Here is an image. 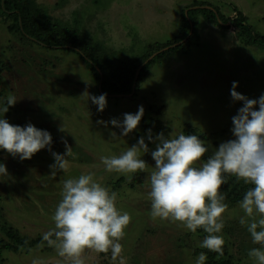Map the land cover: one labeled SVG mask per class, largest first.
I'll use <instances>...</instances> for the list:
<instances>
[{
    "label": "rangeland",
    "instance_id": "rangeland-1",
    "mask_svg": "<svg viewBox=\"0 0 264 264\" xmlns=\"http://www.w3.org/2000/svg\"><path fill=\"white\" fill-rule=\"evenodd\" d=\"M54 19L77 30L102 48L109 57L137 72L140 80L128 97H106L107 106L98 112L90 95H100L99 82L87 64L71 52L48 50L18 33L8 30L0 17V104L11 94L17 102L4 114L12 125L33 124L52 136L51 151L65 153L71 148L69 170L50 176L54 162L45 148L31 159L13 158L0 150V231L6 226L23 238L35 240L53 225L51 216L61 199L62 182L82 173L93 172L94 179L117 193L116 206L131 220L120 241L126 264H194L206 249L198 247L206 233L195 234L174 223L153 221L149 216V177L155 166L151 150L155 144L146 138L163 133L195 134L209 151L233 139L231 118L243 106L230 96L236 91L257 99L264 93V47L246 45L240 30L230 24L219 28L198 18L197 37L184 43L174 54L159 57L167 45L174 47L180 36L182 14L188 8L207 4L218 8L227 19L237 12L247 17L254 31L264 35V0H36ZM144 114L137 129L120 136V129L97 121L123 119L124 113ZM258 110V105L256 106ZM2 115V114H0ZM115 132L118 139L112 137ZM145 136L150 151L141 153L146 171L132 175L108 173L100 157L119 155ZM238 204L228 205L223 214L224 255L219 261L253 264L251 241L246 227L239 224ZM209 254H215L207 252ZM216 255V254H215ZM109 254L84 253L85 264H111ZM67 264L47 244L30 250L0 253V264ZM208 261V258H207ZM206 261V262H207Z\"/></svg>",
    "mask_w": 264,
    "mask_h": 264
},
{
    "label": "clouds",
    "instance_id": "clouds-1",
    "mask_svg": "<svg viewBox=\"0 0 264 264\" xmlns=\"http://www.w3.org/2000/svg\"><path fill=\"white\" fill-rule=\"evenodd\" d=\"M237 87L238 82L233 81L230 96L233 101L243 103L231 118L234 138L220 143L206 159L209 147L195 134L171 133L165 137L162 132L153 136L151 129L147 130V140L155 144L151 150L155 166L147 193L149 216L153 221L174 223L193 234L202 230L206 235L198 247L217 257L223 256V214L228 205L224 203L221 186L229 176L234 177L249 186L238 201L241 211L238 222L246 227L252 243L258 247L249 249L247 256L253 264H264V93L250 99L237 92ZM83 94L87 95V102L91 100L96 105L98 112L104 111L106 93ZM16 102L9 94L0 104V150L23 161L47 148L54 160L49 165L50 176L55 177L57 171L66 174L71 148L65 144V153L51 151L49 131L38 129L30 122L23 127L10 124L4 114ZM143 114L141 105L134 114L124 113L122 120L112 118L97 123L119 128L123 137L137 129ZM111 135L118 139L115 132ZM149 151L145 136H141L119 155H102L100 162L106 172L125 175L130 180L132 175L146 171L147 164L141 153ZM0 174H8L4 163H0ZM94 175L89 171L63 180L61 199L51 216L53 226L41 239L67 264H85L86 250L98 255L110 253L111 264H126L120 241L130 223V214L117 208V193L99 183ZM207 252L201 251L194 264H206ZM31 264H42V261L33 258Z\"/></svg>",
    "mask_w": 264,
    "mask_h": 264
},
{
    "label": "trees",
    "instance_id": "trees-1",
    "mask_svg": "<svg viewBox=\"0 0 264 264\" xmlns=\"http://www.w3.org/2000/svg\"><path fill=\"white\" fill-rule=\"evenodd\" d=\"M0 17L8 22L9 32L21 34L48 50L67 51L79 57L94 74L99 82L100 93H106V97H128L133 94L140 80L137 72L128 68L123 62L109 57L101 47L77 30L67 28L62 22L54 19L37 4L36 0H0ZM199 17L223 29H227L230 24L240 30L246 45L264 47V35L256 33L242 13L237 12L236 18L231 20L225 18L218 8L201 3L183 12L179 38L174 47L168 44L167 50L162 51L159 57L176 53L184 48L185 42L196 38ZM1 70L0 62V85ZM248 187L242 181L238 182L234 177L229 176L227 183L221 186V191L225 194L224 203L238 204ZM43 244L47 243L41 238L28 240L13 229L1 227L0 253L30 250ZM206 264H229V262L219 261L215 254H209Z\"/></svg>",
    "mask_w": 264,
    "mask_h": 264
}]
</instances>
